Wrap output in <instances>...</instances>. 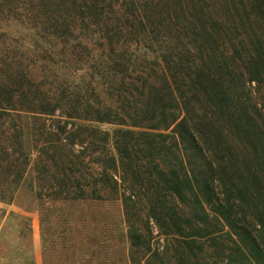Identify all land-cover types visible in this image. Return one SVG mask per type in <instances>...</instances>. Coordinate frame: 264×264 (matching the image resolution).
<instances>
[{"label":"trees","instance_id":"obj_1","mask_svg":"<svg viewBox=\"0 0 264 264\" xmlns=\"http://www.w3.org/2000/svg\"><path fill=\"white\" fill-rule=\"evenodd\" d=\"M263 88L264 0H0V203L43 264H264Z\"/></svg>","mask_w":264,"mask_h":264},{"label":"rangeland","instance_id":"obj_2","mask_svg":"<svg viewBox=\"0 0 264 264\" xmlns=\"http://www.w3.org/2000/svg\"><path fill=\"white\" fill-rule=\"evenodd\" d=\"M262 99L264 101V88L262 91ZM20 204H21L20 199L17 197L15 202L11 205H5L3 203H0V208H5L8 211H14L17 213H23L33 219L34 239L33 241H28L27 243L23 244V249L27 250L26 253L28 257H32L33 251H35L36 254H38V264H43V251H42L41 229H40V224H39V213L36 210H33L31 212L24 211L20 207ZM55 246L56 247L54 249V255H55L54 257L56 258L55 263L58 264L57 258L59 257L61 246L59 244ZM0 260H2L1 255H0Z\"/></svg>","mask_w":264,"mask_h":264}]
</instances>
